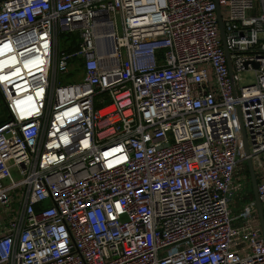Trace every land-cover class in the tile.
<instances>
[{"label":"built area","instance_id":"obj_1","mask_svg":"<svg viewBox=\"0 0 264 264\" xmlns=\"http://www.w3.org/2000/svg\"><path fill=\"white\" fill-rule=\"evenodd\" d=\"M259 1L0 0V264H264Z\"/></svg>","mask_w":264,"mask_h":264},{"label":"rangeland","instance_id":"obj_2","mask_svg":"<svg viewBox=\"0 0 264 264\" xmlns=\"http://www.w3.org/2000/svg\"><path fill=\"white\" fill-rule=\"evenodd\" d=\"M77 44H78L77 40L71 37L63 36L61 37L59 41L60 48H62L63 50H67L68 52H70L69 49L77 47ZM74 75L75 74L73 73L70 76L61 78L60 82L61 83H72L73 82L72 79ZM254 82H255V76L252 71L242 72L238 74V87L253 84ZM0 105L2 106L1 101H0ZM0 115L2 116L1 112H0ZM251 162H252L253 170L256 174V178L258 182H260L262 178H264V152L252 156ZM11 173L15 181L20 180V177L18 176L15 170H12ZM253 227H259V222L258 221L253 222Z\"/></svg>","mask_w":264,"mask_h":264},{"label":"water","instance_id":"obj_3","mask_svg":"<svg viewBox=\"0 0 264 264\" xmlns=\"http://www.w3.org/2000/svg\"><path fill=\"white\" fill-rule=\"evenodd\" d=\"M214 1H216V0H214ZM216 17H217V23H218V29H219V37H220L221 44H222V47H223V50H224V53L226 56L227 66H228V70L230 73V78H232L231 64H230V61L228 60V51H227L226 46H225L224 26H223L222 16H221V12H220L219 7H217V9H216ZM257 67L258 66L256 64H254V68L256 69ZM237 116H238V121H239V125H240V131H241V136H242V140H243L244 151H245L246 156H248V159H247L248 174L250 177L251 188H252V192H253V198H254V202L256 205L257 214H258L259 227L261 229V233H262V236L264 239V220H263V215H262V208H261V204L258 200L257 193H256L257 181H256L255 174L253 171V166H252V162H251V155H250L249 150H248V146H247V142H246V138H245V134H244V130H243L241 112H240L239 108H237ZM3 121H4V117L1 116L0 117V123H2Z\"/></svg>","mask_w":264,"mask_h":264},{"label":"crops","instance_id":"obj_4","mask_svg":"<svg viewBox=\"0 0 264 264\" xmlns=\"http://www.w3.org/2000/svg\"><path fill=\"white\" fill-rule=\"evenodd\" d=\"M260 7H261L260 1L259 0H254L253 10L250 12V15L251 16H257L259 14ZM0 117H1V115H0ZM254 174H255V172H254ZM255 178H256V174H255ZM256 181L258 182L257 178H256Z\"/></svg>","mask_w":264,"mask_h":264},{"label":"trees","instance_id":"obj_5","mask_svg":"<svg viewBox=\"0 0 264 264\" xmlns=\"http://www.w3.org/2000/svg\"><path fill=\"white\" fill-rule=\"evenodd\" d=\"M72 50H75V48H71V49H69L70 52H71Z\"/></svg>","mask_w":264,"mask_h":264}]
</instances>
